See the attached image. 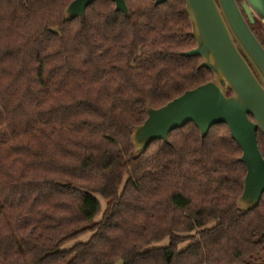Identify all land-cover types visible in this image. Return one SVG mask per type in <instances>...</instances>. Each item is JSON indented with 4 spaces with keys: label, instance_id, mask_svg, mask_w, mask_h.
<instances>
[{
    "label": "trees",
    "instance_id": "1",
    "mask_svg": "<svg viewBox=\"0 0 264 264\" xmlns=\"http://www.w3.org/2000/svg\"><path fill=\"white\" fill-rule=\"evenodd\" d=\"M73 1L0 0V264H264V196L238 207L225 124L131 142L149 108L214 80L183 56L185 0H127L129 17L97 0L65 21Z\"/></svg>",
    "mask_w": 264,
    "mask_h": 264
},
{
    "label": "water",
    "instance_id": "2",
    "mask_svg": "<svg viewBox=\"0 0 264 264\" xmlns=\"http://www.w3.org/2000/svg\"><path fill=\"white\" fill-rule=\"evenodd\" d=\"M96 1L74 0L65 11V21L82 19ZM112 1L115 11L130 16L127 0ZM167 1L156 0L155 5ZM243 1L241 9L237 0H185L196 47L183 56L200 57V68L210 70L214 80L159 109L149 108L131 142L135 154L141 155L155 141L169 143V135L189 123L202 138L213 126L225 124L246 168L237 205L250 212L264 196V158L257 140L258 131L264 136V46L250 27L257 18L264 21V0Z\"/></svg>",
    "mask_w": 264,
    "mask_h": 264
},
{
    "label": "rangeland",
    "instance_id": "3",
    "mask_svg": "<svg viewBox=\"0 0 264 264\" xmlns=\"http://www.w3.org/2000/svg\"><path fill=\"white\" fill-rule=\"evenodd\" d=\"M261 10V9H260ZM259 12V11H258ZM261 12V11H260ZM258 19V23L255 25V30L258 34V36L261 38V39H264V21H263V18H257ZM97 198L99 199L100 203H101V215H99L97 218H96V222L100 221L101 219V216H102V213L105 211L106 209V203L105 201L101 198V197H98ZM91 237V234H86V235H83L81 236L80 238H78L77 240H73V241H70L68 242L64 247L63 249L65 250H68L70 249L75 243L81 241V242H86L89 238ZM168 241H163L160 246H164V245H167ZM186 245L188 244H184L182 246H180L181 249L185 248Z\"/></svg>",
    "mask_w": 264,
    "mask_h": 264
},
{
    "label": "flooded vegetation",
    "instance_id": "4",
    "mask_svg": "<svg viewBox=\"0 0 264 264\" xmlns=\"http://www.w3.org/2000/svg\"><path fill=\"white\" fill-rule=\"evenodd\" d=\"M238 1V4H239V6L241 7V9H242V4H243V0H237ZM242 12H243V14L245 15V12L242 10ZM245 17H246V15H245ZM247 18V17H246ZM259 21H258V19H256V22L254 23V24H252V25H250V27H251V29L253 30V32L256 34V36H257V38L260 40V42L262 43V45L264 46V39H261L259 36H258V34H257V32H256V30H255V25L258 23Z\"/></svg>",
    "mask_w": 264,
    "mask_h": 264
}]
</instances>
